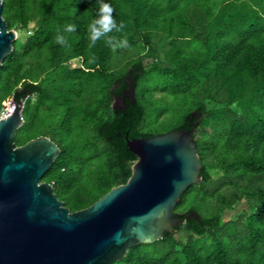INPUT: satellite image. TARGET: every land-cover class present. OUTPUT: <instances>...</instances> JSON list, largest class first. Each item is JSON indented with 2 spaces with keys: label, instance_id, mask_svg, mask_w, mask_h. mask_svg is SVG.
<instances>
[{
  "label": "trees",
  "instance_id": "16d2710c",
  "mask_svg": "<svg viewBox=\"0 0 264 264\" xmlns=\"http://www.w3.org/2000/svg\"><path fill=\"white\" fill-rule=\"evenodd\" d=\"M109 2L123 28L91 45L101 0L4 1L8 28L30 33L2 63L0 117L15 99L24 118L16 143L46 135L60 147L43 181L75 211L128 181L138 156L127 138L158 134L144 125L155 93L175 96L180 111L166 131L193 129L201 180L181 195L173 232L113 264H264V0ZM109 36L128 46L113 51ZM156 37L171 66L161 65ZM243 199V212L227 219Z\"/></svg>",
  "mask_w": 264,
  "mask_h": 264
},
{
  "label": "water",
  "instance_id": "95a60500",
  "mask_svg": "<svg viewBox=\"0 0 264 264\" xmlns=\"http://www.w3.org/2000/svg\"><path fill=\"white\" fill-rule=\"evenodd\" d=\"M0 0V72L18 38ZM0 117V264H113L129 248L173 232L183 192L201 180L193 129L127 138L138 159L128 181L86 208L71 211L43 181L60 147L46 135L18 145L23 104Z\"/></svg>",
  "mask_w": 264,
  "mask_h": 264
},
{
  "label": "rangeland",
  "instance_id": "374dc122",
  "mask_svg": "<svg viewBox=\"0 0 264 264\" xmlns=\"http://www.w3.org/2000/svg\"><path fill=\"white\" fill-rule=\"evenodd\" d=\"M13 29H15L18 32V38H17L18 40L24 39L30 33V32H26L24 30L18 29L16 25L13 27ZM154 45L159 53L161 65L171 66V63L164 58L163 49H162L163 42L160 40V38H157V37L154 38ZM148 49L149 47H146V51ZM139 53L140 51L138 50H134L129 53L128 52L120 53L114 58L113 66L119 67L122 64L130 61L131 58L138 57L140 55ZM153 60H154L153 58H150V59H147L146 61L151 63V61ZM72 64L79 65V60L74 59L72 61ZM155 96L158 99L155 102L154 106L149 109V113H148V116H147V119L144 125L147 128H152L153 130L155 129L156 131H159V133H163V132H166V129L168 128V126L172 124V122L176 118L177 113L180 111L179 100L173 95H170V94L163 95L161 92H158V91L155 93ZM10 100H7L6 102H4V108L1 113V116L5 112H7V108H9V106H6L7 105L6 103H9ZM165 109H166L165 114L162 116L161 119L157 120L158 114H160V112H162ZM246 206H247V201L245 199L237 202L234 205V208L232 211L225 213V217L227 219L232 218V217L236 218L238 215H240L243 212Z\"/></svg>",
  "mask_w": 264,
  "mask_h": 264
},
{
  "label": "clouds",
  "instance_id": "9594fccd",
  "mask_svg": "<svg viewBox=\"0 0 264 264\" xmlns=\"http://www.w3.org/2000/svg\"><path fill=\"white\" fill-rule=\"evenodd\" d=\"M113 12L114 8L109 0H101L98 15L89 25V39L91 41V45H95L101 37H105L106 34L112 32L113 29L120 31L123 28V22L117 24V21L113 16ZM75 30V24H69L65 29L67 32H74ZM113 40V37H107V43L112 47L113 51L117 48H124L128 46V40L126 37L116 42H113ZM57 42L61 45H67V39L64 35H58Z\"/></svg>",
  "mask_w": 264,
  "mask_h": 264
},
{
  "label": "bare ground",
  "instance_id": "6f19581e",
  "mask_svg": "<svg viewBox=\"0 0 264 264\" xmlns=\"http://www.w3.org/2000/svg\"><path fill=\"white\" fill-rule=\"evenodd\" d=\"M13 107H14V105H10L9 106V108H7V112H5L2 116L3 117H6V116H8L9 114H11L12 113V109H13Z\"/></svg>",
  "mask_w": 264,
  "mask_h": 264
}]
</instances>
